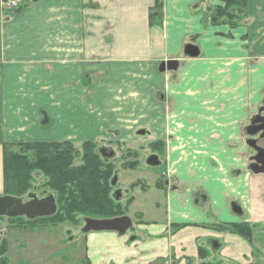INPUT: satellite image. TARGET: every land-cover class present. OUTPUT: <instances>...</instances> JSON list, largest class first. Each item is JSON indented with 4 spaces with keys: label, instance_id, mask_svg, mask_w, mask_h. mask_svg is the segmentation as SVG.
<instances>
[{
    "label": "crops",
    "instance_id": "0c3cea01",
    "mask_svg": "<svg viewBox=\"0 0 264 264\" xmlns=\"http://www.w3.org/2000/svg\"><path fill=\"white\" fill-rule=\"evenodd\" d=\"M156 1L0 0V195L4 145L160 141L164 219L87 233V264H264L260 136L247 131L264 112V0H246L235 27L211 22L224 0H160L152 17ZM242 224L250 241L227 230Z\"/></svg>",
    "mask_w": 264,
    "mask_h": 264
},
{
    "label": "trees",
    "instance_id": "16d2710c",
    "mask_svg": "<svg viewBox=\"0 0 264 264\" xmlns=\"http://www.w3.org/2000/svg\"><path fill=\"white\" fill-rule=\"evenodd\" d=\"M223 3L210 15L214 25L235 27L247 18L246 0H224ZM162 9L163 2L157 0L152 17L159 16ZM96 148L95 143H84L79 150L67 142L4 145V196L26 199L35 188L45 190L56 195L58 212L52 218L36 221L1 219H5L10 228H22L37 224L41 227L79 226L82 220L126 216L133 199L128 200L126 207L116 200L113 182L117 174L114 175L113 161L100 155ZM76 160L81 162L79 166L74 165ZM227 230L251 240L252 228L247 224L231 225ZM0 264H9L5 240L0 241Z\"/></svg>",
    "mask_w": 264,
    "mask_h": 264
},
{
    "label": "rangeland",
    "instance_id": "374dc122",
    "mask_svg": "<svg viewBox=\"0 0 264 264\" xmlns=\"http://www.w3.org/2000/svg\"><path fill=\"white\" fill-rule=\"evenodd\" d=\"M73 114L72 112L71 115ZM260 114L264 115V112ZM48 127H54V123ZM253 141L256 142L257 147L260 137ZM159 142L138 140L128 144L122 142L96 143V151L105 148L115 153L112 163L118 183L113 194L115 192L116 195L121 194V199L117 198V201L123 207L127 206L129 199H133L126 212V216L133 222V230L139 224L137 218L139 212L147 213L145 219L152 222L165 217L164 195L157 191L155 193L156 183L162 187L167 178L165 143L161 142V146ZM73 146L80 150L82 144H73ZM259 148L263 149L260 146ZM153 156L160 161L159 166L149 165V160ZM80 164L79 160L74 162L76 166ZM131 165L136 167L132 168ZM134 200H137V204L132 206ZM155 201H161L162 210L157 209ZM0 223V234L8 239L9 264H87L85 239L90 233H85L86 223L83 220L79 226L60 225L45 229H13L9 227L5 219H0ZM128 233H132V230Z\"/></svg>",
    "mask_w": 264,
    "mask_h": 264
},
{
    "label": "water",
    "instance_id": "95a60500",
    "mask_svg": "<svg viewBox=\"0 0 264 264\" xmlns=\"http://www.w3.org/2000/svg\"><path fill=\"white\" fill-rule=\"evenodd\" d=\"M199 51L193 46H188L185 49V55L191 58H197ZM178 63L176 61L166 62L161 66V71H174L177 70ZM264 122V119L258 117L254 119L251 126L248 128L249 136H255L261 128H257L256 124ZM256 144V142H252ZM264 150L258 148V156L255 158L254 164L251 166V170L256 173H264ZM100 154L106 159H113L115 153L108 149L102 148L99 150ZM149 165L156 167L160 165V161L157 157L153 156L149 160ZM117 183V178L114 179L113 185ZM43 198H39L36 194L28 196L27 201L24 198H18L14 196H0V219H17L25 218L27 221H34L42 218L53 217L58 212V206L56 201V195L53 193H44ZM120 195H117L119 198ZM132 227V221L127 217L110 219V220H87L85 233L88 232H118L125 234Z\"/></svg>",
    "mask_w": 264,
    "mask_h": 264
},
{
    "label": "flooded vegetation",
    "instance_id": "af4514ba",
    "mask_svg": "<svg viewBox=\"0 0 264 264\" xmlns=\"http://www.w3.org/2000/svg\"><path fill=\"white\" fill-rule=\"evenodd\" d=\"M258 117H261V118H263L264 119V115L263 114H259L256 118H258ZM255 118V119H256ZM256 127L257 128H261L259 131H258V133L256 134L257 136H260V141L257 143V146H258V148H259V146L260 147H263V149L262 150H264V122H261V123H257L256 124ZM264 152V151H263ZM255 156H258V153L255 155ZM45 192H47V191H45V190H39V189H37V188H35L34 190H33V192L31 193V194H36V195H38L39 196V198L41 199V198H43L44 197V193ZM30 194V195H31ZM27 199V198H26ZM54 217V216H53ZM49 218H52V217H49ZM49 218H42V219H37V220H43V219H49ZM27 221V220H26ZM34 221H36V220H34ZM1 224V223H0ZM60 226V225H59ZM53 227H57V226H44V227H41V225H39V224H37V225H35V226H33V225H28V226H24V227H22V228H13V229H26V228H28V229H45V228H53ZM2 235L3 234H0V241H2V240H5L6 242H7V246H8V260H9V254H10V251H9V244H8V239L5 237V235H3V237H2ZM9 263H10V260H9Z\"/></svg>",
    "mask_w": 264,
    "mask_h": 264
},
{
    "label": "built area",
    "instance_id": "2783aa9c",
    "mask_svg": "<svg viewBox=\"0 0 264 264\" xmlns=\"http://www.w3.org/2000/svg\"><path fill=\"white\" fill-rule=\"evenodd\" d=\"M21 0H10L7 4L6 7L8 9H17L20 7Z\"/></svg>",
    "mask_w": 264,
    "mask_h": 264
}]
</instances>
